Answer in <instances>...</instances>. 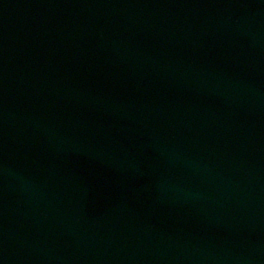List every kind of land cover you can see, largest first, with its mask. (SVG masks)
Segmentation results:
<instances>
[{
	"label": "water",
	"instance_id": "water-1",
	"mask_svg": "<svg viewBox=\"0 0 264 264\" xmlns=\"http://www.w3.org/2000/svg\"><path fill=\"white\" fill-rule=\"evenodd\" d=\"M0 264H264V0H0Z\"/></svg>",
	"mask_w": 264,
	"mask_h": 264
}]
</instances>
